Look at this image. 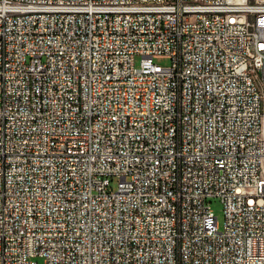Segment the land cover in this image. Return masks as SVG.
<instances>
[{"label": "built area", "instance_id": "2783aa9c", "mask_svg": "<svg viewBox=\"0 0 264 264\" xmlns=\"http://www.w3.org/2000/svg\"><path fill=\"white\" fill-rule=\"evenodd\" d=\"M0 264H264V0H0Z\"/></svg>", "mask_w": 264, "mask_h": 264}, {"label": "rangeland", "instance_id": "374dc122", "mask_svg": "<svg viewBox=\"0 0 264 264\" xmlns=\"http://www.w3.org/2000/svg\"><path fill=\"white\" fill-rule=\"evenodd\" d=\"M156 62L162 64V65H167L168 64V59L166 58H156ZM137 64V62H136ZM117 183V179L112 180L111 184L113 187H115ZM207 202L210 206V209L214 213V215L217 218V224L218 227L221 229L223 227V222H224V213H223V205L220 201L219 198L217 197H210L207 199ZM37 261H41L40 259H36Z\"/></svg>", "mask_w": 264, "mask_h": 264}]
</instances>
